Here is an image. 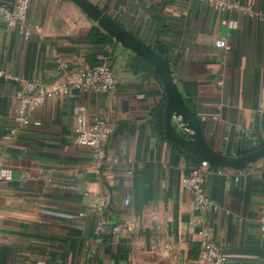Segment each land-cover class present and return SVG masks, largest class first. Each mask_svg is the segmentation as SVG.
<instances>
[{"label":"crops","instance_id":"obj_1","mask_svg":"<svg viewBox=\"0 0 264 264\" xmlns=\"http://www.w3.org/2000/svg\"><path fill=\"white\" fill-rule=\"evenodd\" d=\"M90 1L168 61L213 150L238 157L264 144L263 23L192 0ZM241 3L264 12V0ZM28 17L39 26L30 38L0 19V73L49 92L107 63L116 85L105 95L69 89L23 127L21 86L0 79V160L12 171L0 185V264H196L202 224L230 264H264V159L232 177L214 170L206 181L212 206L197 211L181 181L201 159L166 136L158 74L136 72L138 56L69 0H31ZM220 39L228 52L215 45ZM78 116L102 118L110 129L101 173L74 144ZM103 217L110 227L97 245Z\"/></svg>","mask_w":264,"mask_h":264},{"label":"built area","instance_id":"obj_2","mask_svg":"<svg viewBox=\"0 0 264 264\" xmlns=\"http://www.w3.org/2000/svg\"><path fill=\"white\" fill-rule=\"evenodd\" d=\"M200 4L210 5L218 12L236 11L243 15L257 20L264 24V12L254 10L249 5H244L241 0H192ZM31 0H0V19L10 29L17 30L19 34L30 38L39 30V26L29 21L28 12ZM234 27V25L232 26ZM215 45L230 50V45L226 39H220ZM64 68L60 64V69ZM0 79L12 80L20 84L21 90L17 95V121L20 126H27L30 117L44 104L52 100L55 96L66 92L69 89L77 90L81 93L109 94L116 85V77L113 68L107 64H97L84 68L75 78L66 84L58 86L55 90L44 92L36 81H26L14 76H5L0 73ZM222 84V80L218 82ZM74 144L90 152V159L94 164L97 173H101L107 160L106 142L110 137V129L106 121L97 118L93 123H89L84 116H78L76 120ZM216 171L220 176L232 177L236 175L234 169L214 168L209 162H201L192 167L182 178V187L192 193V203L199 212H206L212 201L206 190L208 176ZM12 180V171L0 160V185ZM130 200H125V205H130ZM105 203L101 201L100 211H104ZM110 227V222L106 217L99 220L94 237L97 245H101L105 240V233ZM113 233L122 231L121 226L111 227ZM260 233L264 236V212L260 218ZM199 235L202 238L201 248L196 260V264H230L229 257L223 252L213 239V228L202 224ZM93 253H95L93 251ZM90 264V263H87Z\"/></svg>","mask_w":264,"mask_h":264},{"label":"water","instance_id":"obj_3","mask_svg":"<svg viewBox=\"0 0 264 264\" xmlns=\"http://www.w3.org/2000/svg\"><path fill=\"white\" fill-rule=\"evenodd\" d=\"M69 1L80 8L107 35L143 59L158 74L166 95L165 134L171 141L216 168L240 170L264 159V144L253 146L250 152L238 157L224 156L213 150L204 140L197 115L180 93L168 61L155 48L124 28L90 0Z\"/></svg>","mask_w":264,"mask_h":264},{"label":"trees","instance_id":"obj_4","mask_svg":"<svg viewBox=\"0 0 264 264\" xmlns=\"http://www.w3.org/2000/svg\"><path fill=\"white\" fill-rule=\"evenodd\" d=\"M92 36H94V37H96V38H98V42H105V38L107 37L108 38V36H106V35H103L100 31H98V30H94L93 32H92ZM132 67L134 68V70L136 71V72H142V71H152L153 73H154V70L151 68V66H149L148 64H146V62L143 60V59H141L140 57H138L137 59H135L134 61H133V63H132ZM164 111L163 110H161L160 112H159V117L161 118V119H163L164 118ZM263 145V144H262ZM200 162H201V160H200ZM199 162V163H200ZM198 163V164H199ZM197 164V165H198Z\"/></svg>","mask_w":264,"mask_h":264}]
</instances>
